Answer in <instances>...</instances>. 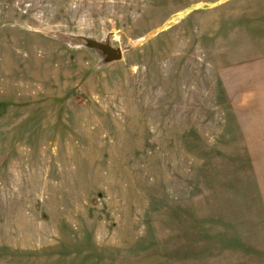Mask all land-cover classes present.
<instances>
[{"label": "rangeland", "instance_id": "rangeland-1", "mask_svg": "<svg viewBox=\"0 0 264 264\" xmlns=\"http://www.w3.org/2000/svg\"><path fill=\"white\" fill-rule=\"evenodd\" d=\"M0 264H264V0H0Z\"/></svg>", "mask_w": 264, "mask_h": 264}, {"label": "water", "instance_id": "water-1", "mask_svg": "<svg viewBox=\"0 0 264 264\" xmlns=\"http://www.w3.org/2000/svg\"><path fill=\"white\" fill-rule=\"evenodd\" d=\"M113 53V56L115 57V58H119L120 57V55H121V52H120V50L119 49H116L114 52H112Z\"/></svg>", "mask_w": 264, "mask_h": 264}]
</instances>
